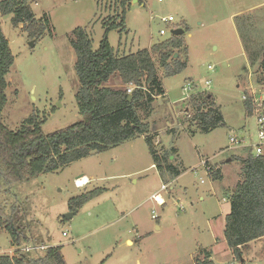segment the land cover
<instances>
[{
    "label": "rangeland",
    "instance_id": "rangeland-1",
    "mask_svg": "<svg viewBox=\"0 0 264 264\" xmlns=\"http://www.w3.org/2000/svg\"><path fill=\"white\" fill-rule=\"evenodd\" d=\"M113 1L32 0L35 15L47 13L52 25L51 36L37 39H29L21 25L13 27L11 14L0 15L14 56L2 110L9 129H17L35 112L44 119L46 134L82 118L75 101L79 81L69 40L73 29L84 27L96 49L104 32L101 22L114 13ZM166 16H172L173 23L160 20ZM172 27L183 30L187 65L170 76L159 67L165 95L154 100L148 115L142 110L138 114L155 133L156 148L184 172L174 180L170 174L161 177L151 165L144 137L139 136L55 172L0 187V206L9 214L13 205L18 206L29 237L16 247L10 235L0 231V255L15 256L25 246L31 255L59 246L66 264H195L196 256H204L196 255L202 245L211 246L215 264H241V260L264 264V238L243 247L238 260L210 230L223 213L222 185L241 169L234 158L245 156L249 149L254 152L259 142L257 115L264 113V69L259 67L264 0H130L123 30H111L108 40L116 54L124 55L173 36ZM161 28L164 35L159 34ZM120 85L116 74L103 83L110 88ZM245 90L253 98L252 115L245 114ZM198 91L213 94L224 125L201 132L188 121L187 98ZM189 128L195 132L191 134ZM231 137L239 142L231 143ZM230 158L223 168L224 180L212 184L201 160L209 159L215 166ZM79 176L89 180L82 188L75 185ZM162 184L167 189H161ZM96 188H102L98 195L76 210L69 209L70 198ZM157 193L165 204L152 199L151 194ZM70 212L73 215L66 218ZM222 233L220 226L215 228L217 237L222 238ZM34 245L43 247L32 250Z\"/></svg>",
    "mask_w": 264,
    "mask_h": 264
},
{
    "label": "trees",
    "instance_id": "trees-1",
    "mask_svg": "<svg viewBox=\"0 0 264 264\" xmlns=\"http://www.w3.org/2000/svg\"><path fill=\"white\" fill-rule=\"evenodd\" d=\"M31 1L0 0V15L11 14L13 27L21 25L29 39L46 34L51 36L52 25L48 14L37 17ZM129 3L130 0L113 1L114 13L108 17V21L102 20L104 32L96 49L92 48L90 35L84 27L73 29L69 42L75 54L74 68L79 81L75 101L82 118L47 134L42 131L44 119H40L37 112L24 119L15 130L9 129L2 120V110L7 102L6 75L14 56L0 26V187L23 182L39 173L55 172L92 152L105 151L139 136L144 137L152 163L161 175L165 171L173 176L180 173L156 148V135L150 125L142 121L138 111L142 110L148 115L154 100L165 95L158 68H162L167 76L181 72L188 61L187 47L180 34L154 43L149 48L124 55L116 54L108 40V33L123 30ZM175 53L177 57H174ZM183 54L185 59H182ZM260 57L259 67L264 69V51ZM113 74L118 75L124 85H133V90L128 93L126 87L103 86ZM187 104L191 108L188 121L194 123L197 130L209 132L224 125L223 115L212 93H192L187 98ZM243 106L246 115L253 114V98L246 90ZM189 131L191 134L195 132L191 128ZM234 159L241 164L240 179L228 195L230 211L225 216L224 238L233 257L239 260L243 247L264 238V154L255 155L249 149L245 156ZM208 174L214 181L222 179L219 165H213ZM101 191L102 188H96L70 198L69 209H78ZM10 211L9 214L0 206V231L5 230L11 237L12 245L19 247L29 237L24 234L25 226L22 225L18 206L13 205ZM197 252L196 255L203 253L204 256H196L195 264H215L210 250L199 248ZM0 264L66 262L59 246H48L42 253L33 255L19 250L15 256L0 255ZM241 264L245 263L241 260Z\"/></svg>",
    "mask_w": 264,
    "mask_h": 264
},
{
    "label": "crops",
    "instance_id": "crops-1",
    "mask_svg": "<svg viewBox=\"0 0 264 264\" xmlns=\"http://www.w3.org/2000/svg\"><path fill=\"white\" fill-rule=\"evenodd\" d=\"M179 28V27H178ZM177 28V29H178ZM180 29H182V28H180ZM187 47V46H186ZM149 48V47H148ZM121 81V80H120ZM121 87H128V85H124L122 82H121V85H120ZM121 87H119V88H121ZM127 141V140H126ZM125 142V141H124ZM156 145V144H155ZM177 152V151H176ZM162 153H163V151H162ZM236 156V155H235ZM173 157V155L170 157V158H172ZM236 157H238V156H236ZM232 161V158H230V159H227V160H225V162H224V164H221V165H219V168H220V171H221V174H222V179L220 180V181H223L224 180V178H225V174H224V170H223V168H224V166H227L226 164L228 163V162H231ZM173 164V163H172ZM151 165H154L152 162H151ZM174 165V164H173ZM155 166V165H154ZM156 168V167H155ZM180 170V173L177 175V176H173L171 173H169V172H167V171H165L162 175L160 174V172H159V174H160V176L161 177H163L164 179L167 177V175L168 174H170L171 175V178H170V180H174V179H176L177 177H179L183 172H184V169L183 168H181V169H179ZM239 174H240V171L238 170V172L236 173V177H235V179H233L232 181H230L229 183H227V184H225V185H222V188L223 189H225L226 190V193L225 194H223L224 195V197H222V199H221V201H222V203L220 204V206H222L223 207V213H222V215H220V217H219V221H220V224H219V221L218 222H214L212 225L210 224V226H211V232H212V236H213V238H215L216 240L218 239V240H223L224 242H225V238H224V229H225V216L229 213V211H230V203H229V200H228V195H229V193L233 190V188L235 187V185H236V183L239 181V179H240V177H239ZM81 177H85L86 179H87V177L86 176H79V177H77L76 179H75V182H76V180L77 179H79V178H81ZM88 180V179H87ZM89 181V180H88ZM216 181L217 180H213L212 181V184H214V183H216ZM76 185V184H75ZM78 187V186H77ZM211 190L213 191L214 190V188L211 186ZM159 194V193H158ZM152 195H154V194H151V197H152ZM160 195V194H159ZM201 199H203V197H201ZM162 204H165V202H163ZM218 226H220V229H221V231L223 232L222 233V238H220V237H217V235L215 234V228L216 227H218ZM262 239V238H261ZM129 241H131V244H132V240H130V239H127L126 240V243H128ZM216 242V241H215ZM226 243V242H225ZM211 246H202V245H200L199 246V248H204V249H207V250H209V248H210ZM210 251H211V259L213 258V251L210 249ZM213 260V259H212ZM138 264H140L139 262H137Z\"/></svg>",
    "mask_w": 264,
    "mask_h": 264
},
{
    "label": "built area",
    "instance_id": "built-area-1",
    "mask_svg": "<svg viewBox=\"0 0 264 264\" xmlns=\"http://www.w3.org/2000/svg\"><path fill=\"white\" fill-rule=\"evenodd\" d=\"M160 20L162 21V22H164V23H173V17L172 16H166V17H161L160 18ZM175 29H177V27H172V29H171V32L173 31V30H175ZM166 33V31L164 30V29H160L159 30V34L160 35H164ZM208 68L209 69H211L212 67L209 65L208 66ZM187 84H189V83H187ZM127 89V92L128 93H130L132 90H133V85H131V84H129L128 85V87L126 88ZM254 112H255V110H254ZM257 121H258V123L260 124V131H259V142L255 145V147H254V152H253V154H255V155H260V154H264V114L262 113V115H260V114H258L257 115ZM230 142L231 143H237V142H239L236 138H234V137H231L230 139ZM201 164L204 166V168H205V170L208 172L209 170H210V168L212 167V164L210 163V160L209 159H202L201 160ZM75 184H76V186H78L77 185V183L75 182ZM161 189H167V184H162L161 185ZM158 194V193H157ZM157 194H154V195H152V199L157 203V204H162V203H159L157 200H156V195ZM152 217H154L153 215H152ZM63 234V236H66L67 234H66V232H63L62 233ZM39 247L40 248H42L41 246H38L37 247V245H34V246H32L31 247V249L32 250H37V249H39ZM28 248L29 247H27V246H25V248L24 249H22V251H26V252H28L29 250H28ZM21 250V249H20Z\"/></svg>",
    "mask_w": 264,
    "mask_h": 264
},
{
    "label": "bare ground",
    "instance_id": "bare-ground-1",
    "mask_svg": "<svg viewBox=\"0 0 264 264\" xmlns=\"http://www.w3.org/2000/svg\"><path fill=\"white\" fill-rule=\"evenodd\" d=\"M76 183H77L78 187L82 188L83 186H85L88 183V180L85 177H81V178L76 180ZM156 200L159 203H163V198L159 194L156 195Z\"/></svg>",
    "mask_w": 264,
    "mask_h": 264
},
{
    "label": "water",
    "instance_id": "water-1",
    "mask_svg": "<svg viewBox=\"0 0 264 264\" xmlns=\"http://www.w3.org/2000/svg\"><path fill=\"white\" fill-rule=\"evenodd\" d=\"M182 33H183V30L180 29V28L175 29V30L172 31V34H173V35H180V34H182ZM31 43H32V42H31ZM174 56L176 57V56H177V53H175ZM128 98L130 99V98H131V95H129ZM72 215H73V213L70 212V213L65 214L64 216H65L66 218H68V217H71Z\"/></svg>",
    "mask_w": 264,
    "mask_h": 264
}]
</instances>
